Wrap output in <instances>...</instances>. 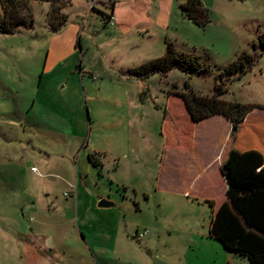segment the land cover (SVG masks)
Segmentation results:
<instances>
[{"label":"rangeland","instance_id":"rangeland-1","mask_svg":"<svg viewBox=\"0 0 264 264\" xmlns=\"http://www.w3.org/2000/svg\"><path fill=\"white\" fill-rule=\"evenodd\" d=\"M93 2L98 8L85 0L65 3L66 20L52 30L45 21L48 1L30 0L31 26L0 32V264H26L15 230L45 249L47 262L40 264H251L239 250L264 264V234L219 198L213 155L225 118L190 119L175 92L187 88L185 79L197 93L215 91L218 67L246 50L255 58L218 95L264 102V50L255 43L264 0H201L210 17L203 25L171 0L163 27L168 0L114 4L127 14L123 26L103 22L110 0ZM164 37L210 67H172L144 78L121 74L120 68L162 54ZM136 52L151 55L140 60ZM164 143L167 165L158 182ZM93 151L103 153L99 164L87 158ZM262 192L252 201L257 222ZM98 195L112 203L97 204ZM209 197L217 206L210 207ZM76 199L94 205L80 213ZM82 215L93 226L86 236L78 227ZM148 223L162 224L164 238L177 247L174 255L156 256L143 245L145 234L133 235Z\"/></svg>","mask_w":264,"mask_h":264},{"label":"trees","instance_id":"trees-1","mask_svg":"<svg viewBox=\"0 0 264 264\" xmlns=\"http://www.w3.org/2000/svg\"><path fill=\"white\" fill-rule=\"evenodd\" d=\"M48 7L46 10V25L52 30L58 28L60 24L66 20V13L62 10V6L70 0H47ZM30 0H0V32H11L19 26L29 27L32 24V13L29 7ZM111 5L113 0L110 1ZM181 12L196 24L203 25L210 20L208 10L201 0H182L179 3ZM103 14V22L107 20L110 12L101 11ZM164 52L157 56H150L140 62L120 68L121 74L134 75L138 78H144L151 73H159L165 75L172 67H178L184 71H194L202 68H209V64L200 59L197 53H189L188 51L178 50L170 38H164ZM260 51L264 50V25L257 33V41L255 42ZM256 56V52L246 50L238 51L235 56L229 59L226 63L218 67L217 80L215 81V91L207 93H197L188 87L185 79L184 85L186 89L175 91L181 98L188 116L192 120L205 118L215 112H220L230 120V130L233 131L239 127L247 110L253 106L261 104L255 101H240L237 98H221L219 92L226 90V80L229 76L243 73ZM143 89L140 90V98H142ZM164 114V109H163ZM100 151H93L88 154V159L92 164L100 163ZM258 169V167H257ZM219 170L225 182V190L228 197L236 210L240 211L241 215L248 224L261 229L264 234V202L262 220H255L254 208L252 201L255 195L260 191L264 194V181L256 177H240L236 172L230 170L225 162L219 164ZM248 198L246 204L238 201ZM264 198V196H262ZM210 207L213 205L211 198L206 199ZM264 201V199H263ZM215 218V214H214ZM212 223V219L210 221ZM215 227V225H214ZM210 229V231L214 232ZM252 229V228H251ZM239 254L247 256L251 264H256L248 250H239ZM222 264H230L229 260H225Z\"/></svg>","mask_w":264,"mask_h":264},{"label":"crops","instance_id":"crops-1","mask_svg":"<svg viewBox=\"0 0 264 264\" xmlns=\"http://www.w3.org/2000/svg\"><path fill=\"white\" fill-rule=\"evenodd\" d=\"M181 1L182 0H177L178 3H180ZM85 2L88 3L90 8H93L94 2L92 3V0H85ZM168 2L169 3L167 5V10H165L163 12V20L161 22V27L165 26V24L169 23V21H170V15L172 12L171 11L172 4H171V0H168ZM89 3H92L91 4L92 6ZM114 4H123V2H122V0H118V1L115 0L113 2V4L111 5V7L109 6L108 10H104V9H102V10L104 12H107V13L110 12L113 15L114 21L112 24H119V25L123 26V21L126 20L124 18L127 16V14H125L121 10L116 11ZM146 7L148 8V5H146ZM180 12H181V10H180ZM157 14H159V13L157 12ZM136 29H137V31H141L137 27H136ZM144 31L146 33H150L151 30L148 28H145ZM150 35L151 34H149V36ZM136 55L138 56V52H136ZM150 55L151 54H149L148 52H143V54H140L138 56L139 57L138 59L142 60L143 58L148 57ZM124 75H126V74H124ZM258 104H261V105L253 106L252 108L247 110L246 114L244 115L242 121L239 124V127H236L233 131L230 130V127H231L230 120L228 118H226L224 115H222L220 112H215V113H213L207 117H213V116H217L220 114L221 117L225 118L224 120L226 121V124H227L226 130L224 131V134H223V137H222L220 143H217L215 145L216 150H215V154L213 155V158H216V161L219 162L218 164H220L221 162H225L226 165L230 168V170L236 172V174L240 177H251V176H253V177L259 178V179L264 181V128H261V124H264V123L259 121V119H264V102H258ZM259 108H261V109H259ZM163 109H164L163 116H165L167 113L166 107ZM256 110H260L261 113H257ZM251 117H254V119H250ZM228 127H229V132L227 134ZM129 138H130V141L133 139L130 134H129ZM166 146H167V144L164 143L162 153H164L165 150H166V153H165V156L162 155L161 164H160L158 176H157L158 182L160 180H162V176H163V173L161 172L162 168L166 167V165H167V160H166L167 156L166 155H167L168 149L165 148ZM252 156H256V158L251 159ZM235 159L239 160L238 162L243 166H239L236 163H234L233 161H235ZM257 167H258V169H257ZM220 182H221V187H220L219 198L224 202H228V204L230 206H232V209L235 211V214H238V216H240L242 221L245 224H248L245 221V219L243 218V216L241 215L240 211L236 210L235 207L232 205V203L228 197V194L225 190V182L223 180L222 175L220 176ZM184 186H185V184H184ZM185 187L188 188L187 185ZM183 191H185V193L187 192V190H183ZM98 198H101V197H99V195H98ZM98 198H97V200H98ZM209 198H211V197H209ZM211 199L213 201V204L214 205L216 204L215 206H217L216 199H214V200H213V198H211ZM75 203H76L77 208H78V206L80 207L79 208L80 213H83L84 209L93 207L94 200L93 201H90V200L83 201L82 199H80V202L78 203L77 199H76ZM213 214H215V217L217 215L219 216L218 208L214 207ZM82 216H84V215H82ZM86 222H87L86 217L84 216L82 218L81 225L80 226L78 225L79 229L82 230L81 232L83 233L84 236H86L85 234H90L91 231H89V232H87V231H88V229H91L93 227L92 224L87 225ZM148 224H150V223H148ZM162 227H163L162 224L158 225V223L150 224V226L146 225L147 231L144 235V244L143 245L147 248V250L150 253L151 252L155 253L156 256H158V254L162 255L163 250L169 251L172 255H174L177 247L175 246L174 243H172L171 241L164 238V236H163L164 232H163ZM250 228H252V230L255 229L251 224H250ZM135 229L136 228H134V230ZM260 231H261V229H260ZM15 233L17 234L16 235L17 237H19V238H21V240H23L22 241V251L26 252V254H27L26 264H40L41 261L47 260L48 256H46V254L41 253L45 249L42 250L40 248L38 250L34 244L35 240L30 235H27L25 232H20L18 230H15ZM216 233H218V232L216 231Z\"/></svg>","mask_w":264,"mask_h":264},{"label":"built area","instance_id":"built-area-1","mask_svg":"<svg viewBox=\"0 0 264 264\" xmlns=\"http://www.w3.org/2000/svg\"><path fill=\"white\" fill-rule=\"evenodd\" d=\"M113 21H114V19H113V15H112V14H109V16H108L107 20L105 21V23H106V22H108V23H113ZM30 168H31L32 170H36V165H35V164H31V165H30ZM146 231H147V228H146V227H142V228H140V229H138V230L136 229V230L134 231L133 235H134L137 239H139L143 234L146 233Z\"/></svg>","mask_w":264,"mask_h":264},{"label":"water","instance_id":"water-1","mask_svg":"<svg viewBox=\"0 0 264 264\" xmlns=\"http://www.w3.org/2000/svg\"><path fill=\"white\" fill-rule=\"evenodd\" d=\"M112 202L110 200L104 199V198H98L97 204L99 205H108L111 204Z\"/></svg>","mask_w":264,"mask_h":264}]
</instances>
